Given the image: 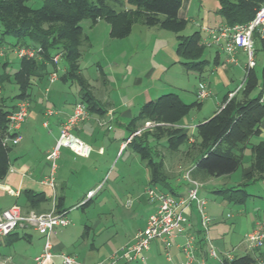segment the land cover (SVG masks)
I'll use <instances>...</instances> for the list:
<instances>
[{"label":"rangeland","instance_id":"1","mask_svg":"<svg viewBox=\"0 0 264 264\" xmlns=\"http://www.w3.org/2000/svg\"><path fill=\"white\" fill-rule=\"evenodd\" d=\"M43 1L28 0L27 3L32 8H38L43 4ZM126 7L129 6L126 5ZM217 9V0H192L191 8L188 11V23L180 34L189 35L198 30L199 26H212L219 23L220 18L217 15ZM80 24L83 32L89 37V45L87 48H82V55L79 59L80 70L89 83L91 93L100 100L102 106L109 100L117 108V112H120L124 109V102L128 101L131 96L135 97L132 100V105H134L156 98L166 92L178 94L186 103L197 100L194 91L198 84V73L186 70L178 61L179 58L177 57L178 60L175 58V33L136 22L127 37L112 39L108 36V26L104 21L94 26H89L87 20H82ZM13 42V37L1 35L0 25V47H4L6 55L0 57V74L3 70L12 73L17 69L18 58L10 49ZM254 48V70L257 75H260L264 66V51L259 49L256 42ZM210 55L211 52L207 51L206 57ZM237 59L239 66H231V69L229 67L226 69L232 75L228 89H235L241 84L244 77L245 71L242 65L245 63V55L240 54ZM4 62H7L5 67L2 66ZM63 66H65V63L60 58L56 64L59 78L63 72ZM48 67V72H50L52 66L48 65ZM99 68L104 72V83L99 75ZM221 69L223 75H225L224 68ZM206 74L207 72L204 70L202 75L206 76ZM214 76L215 74L210 77L213 82L210 95L202 100L199 109L194 108L190 111L186 117L188 124L195 125L203 118L212 116L213 112L217 110L216 102L221 101L224 91L220 88V79L217 75L216 79ZM45 78L46 81L43 82V87L45 85L49 87L53 84L47 82V76ZM217 81L219 83H216ZM58 84H62L66 90L64 94L67 98L73 100L79 97L76 84L62 83L61 81ZM261 84L262 81H259L257 88L251 95L256 96L258 94ZM141 91H144V93H141ZM16 93L17 87L14 83L4 82L2 84L0 101L6 109L17 102L12 99ZM154 125H156L155 122L149 121V124L145 126L150 129ZM117 127L113 123V129L110 131L112 136H116L117 132L114 131ZM121 132L123 135L126 134L125 131ZM122 137L124 136H120V138ZM257 140V137L253 136L250 138L249 144L255 143ZM191 143L182 146L176 152L161 146L156 148L165 160L164 169L168 173L167 175L174 178L181 176L180 183L178 182L179 185L187 182L185 174L189 169L188 166L192 163L190 161L191 157L187 154V149ZM106 146L109 145H104L106 149L104 160L106 159V162H101L102 156H97L94 153L89 159L76 157L79 166L82 168L79 167L77 173L71 177L69 182H72L75 188L68 193L69 195L65 198L63 205L64 208L68 209L67 217L70 223L65 228L59 229L55 235V237L64 238L66 241L75 240L79 238L84 224L92 226L96 223L95 221L100 220L98 221L100 222L98 225L99 230H95L97 235L94 236L95 233L88 231L89 235L86 238L88 244L95 242L98 246V252L93 255V260L114 252L121 245H124V242L129 240L136 230L143 228L140 217L145 215V207L148 203L144 190L145 184L142 181H137L138 176L141 177L144 168L139 164L137 157L131 156L134 153L132 148L128 147L123 153L121 150L116 157L108 158L109 148ZM249 159L250 147L247 145L242 154V165L232 174L230 182L240 180L241 168L248 164ZM92 164L97 168L96 174L91 171ZM92 178H97L99 185H103V188L96 193L84 209H81L76 205L85 198V193L91 185ZM175 185V181H172L171 186L175 187ZM148 187L155 188L151 185L146 188ZM221 187L222 181L216 178L199 189V195L206 197L209 201L208 205L205 206L206 212L209 214L210 207H213L212 214L217 218L215 224L217 232L210 230V227L207 232L208 238L205 240L207 253L210 245L218 255L227 252L232 257L243 254L254 256L255 253L259 252V249L264 251V246L259 249H250L245 242V235L253 227L257 224L264 225V183L254 182L247 186L246 191L252 193L253 197L247 198L243 204L227 203L222 205L220 195L211 192L214 188ZM156 188L160 191L169 192L168 188L164 186H157ZM176 188L181 190L180 186ZM18 246L25 250L27 255L32 253V247L25 241H20ZM149 248V251L145 252L146 260L143 264H174L176 262L172 248L168 250V257L165 255L166 250L159 242H151ZM78 255L79 258H82L81 252ZM255 260L256 264L263 263L261 259L255 258ZM56 262L58 263V260Z\"/></svg>","mask_w":264,"mask_h":264},{"label":"trees","instance_id":"2","mask_svg":"<svg viewBox=\"0 0 264 264\" xmlns=\"http://www.w3.org/2000/svg\"><path fill=\"white\" fill-rule=\"evenodd\" d=\"M27 1L0 0L1 35L13 37L14 42L11 45L30 44L42 48L41 59H19L15 71L10 73L3 70L0 74V88L4 82L14 83L17 87V93L12 97L15 102L28 99L31 81L34 78H45L52 56L61 52L65 66L60 79L76 84L80 100L88 108L99 110L89 83L79 66L82 48L89 45V38L80 24L82 20H87L89 26L95 25L98 20L108 23L109 36L118 39L127 37L136 22L173 32L176 34L175 53L184 68L199 73L204 70L206 49L200 44V32L196 30L189 35L180 34L187 24V20L178 16L181 0H44L38 8L30 7ZM217 2V15L221 23L233 25L249 22L264 0ZM256 43L264 51V41L256 40ZM5 65L7 62L2 64L3 67ZM99 75L104 83L105 75L101 68ZM259 81L264 82V66L260 75H257L254 68L247 70L243 87L230 99L226 94L222 108L196 126L195 140L187 149V154L193 162L188 169L193 179L205 181L226 176L239 167L246 142L260 131L259 126L264 121V104L258 100L259 92L256 96L251 95ZM199 105L198 100L186 103L175 93L161 94L142 104L138 113L127 123L126 127L130 133H134L146 121L156 123L150 129H143L138 136L133 135L126 144L138 155L147 169L151 186H168L164 162L158 156L155 144L160 138H164V146L172 152L186 145L191 136L184 127L178 126V123L192 108ZM10 106L6 109L0 101V181L8 172L9 152L13 146L4 141L7 135V114L14 109L15 103ZM150 139H154L156 143H151ZM250 151V169L243 175L244 182L234 188L219 191L227 199L233 200L232 202H244L248 196L244 186L252 179L264 178V139L251 145ZM169 192L173 194L172 190ZM26 199L32 209L44 196L41 193H27ZM62 199L63 197L55 198L57 212L68 211L63 208ZM89 203L90 200H86L79 206L82 208ZM20 232L21 236L14 231L3 237L0 242L11 235L26 236L25 230ZM84 234L85 229L82 238ZM216 264H256V260L250 254H243L230 260L223 258L222 263Z\"/></svg>","mask_w":264,"mask_h":264},{"label":"crops","instance_id":"3","mask_svg":"<svg viewBox=\"0 0 264 264\" xmlns=\"http://www.w3.org/2000/svg\"><path fill=\"white\" fill-rule=\"evenodd\" d=\"M191 4H192V0H181V5L178 10V16L180 18L187 20V23L189 20L188 11L191 8ZM101 21L102 20H98L96 24H99ZM219 23H221V21ZM106 24L108 26L107 31H108V36H109L110 27L108 23ZM159 30H163V29H159ZM198 31L200 32V36L202 37L204 34L201 31L200 26H199ZM112 39H118V38H112ZM175 41H176V34H175ZM205 49L206 50L204 52V59L206 60V64H205L204 70H206L207 74L206 76L202 75L204 70L202 71V73H199L196 71L198 73V82H197L198 84L195 88L194 94H196V90L198 89L200 82L206 83L210 91H212L211 87H212L213 82L210 80V77H212L213 74H215L214 78L216 79V75H217V77L220 79V82H221L219 84L220 88L224 91V94L221 98V101L216 102V105L218 107H217V110L213 112L212 116H214V114L218 112L220 108H222L225 95L227 94L228 96V93L233 92L239 86L238 85L235 89H228L230 81L232 80V77H231L232 75L226 69L228 67L229 69H231L230 68L231 66H239V64L238 63L237 64L226 63L224 61L225 59L224 54L220 50H217L216 48H206L205 47ZM207 51L211 52V55L209 57H206ZM240 54H244V53L238 52L236 56ZM174 56L175 58L178 57L176 53H174ZM178 61L180 62V59ZM242 66L245 71L244 77L242 80L243 82L244 79L246 78L247 70L245 68V63H243ZM221 68H224L225 75H223ZM63 70H64V66H63L62 71ZM192 71H195V70H192ZM45 79L44 78L43 79L34 78L31 81V87L29 89V97H28L29 112L21 128L22 139L18 144L13 145L11 147V150L9 152V169L5 177L0 181V210L12 204H17L20 206L21 210L24 213H27L28 210L31 209L26 199L27 193L28 194L29 193H32V194L41 193L44 196V199H42L36 205L35 208H32L29 211L41 213V212H46L50 210L52 207V202H53V198H52L53 194L55 195L54 198L63 197V199L61 200V203L63 206L65 202V198L67 197V195H69L68 193L71 192L75 188L72 182H69V181H71V177H73V175L77 173L78 168L79 167L82 168L81 166H79L76 160V157H79V156L75 155L73 152H71L67 148H61L59 151L58 158L56 160V167H55V171L53 175L54 181H55L54 189H51L47 184L44 183V179L49 175V172H50V164L46 160L45 156L52 149L59 135V129H60L61 123L72 112L74 105L76 103L82 102L79 97L76 99L74 98L73 100L67 98V96L64 94L66 93V90L63 88L62 84H58L59 81H61L62 83L64 82L60 78L57 81H55L52 85H50L49 87H47L46 85L43 87V82L46 81ZM216 83H219V82L217 81ZM142 92L144 93V91H141V93ZM77 93H78V90H77ZM166 93H170V92H166ZM166 93H162V94H166ZM134 98L135 97L131 96V98L128 101L124 102V105H123L124 109H122L120 112H117L118 111L117 108L109 100L105 102L104 106H102V103L100 102V100H98L95 97L99 110L97 108L96 109L88 108L85 105V103L82 102L85 106L87 116L80 119L76 123V125L73 127L72 130L78 137H80L82 140L92 145L94 149L97 150L100 147L103 148L102 153H99L97 151H94L91 153V155L94 153L97 156H102L101 162H106V159L104 160V155L106 153V149L104 145L106 144L109 145L108 147L106 146L107 148H109V154L107 155V157L114 158L120 153L121 150H122L121 152L123 153L129 147L128 145H126L127 142H129L130 140L129 137L133 135L138 136L143 129L148 128L147 126H145V124L146 122H149V121H146L144 122L143 125H140L134 133H130L126 127L129 120L138 113L142 104H144L145 102L149 100L155 99V98H152L141 104L135 103L134 105H132L133 104L132 100H134ZM198 101L200 102V105L198 107H194L196 109H199L201 106L202 100H198ZM48 109H52L53 113L50 115L47 114L46 111ZM187 115H185L179 121L178 125H180L181 127H184L185 131L188 134H190L191 137L189 138V141L187 143L189 144L195 140L194 136L196 134V126L208 120L212 116H210L209 118H203L201 121H199L197 124L194 125V124L187 123V120H186ZM113 123L115 126H118L117 129L114 131V132H117L116 136H112V133H110V131L113 129ZM259 127H260V131L253 135L254 137H257L258 140L255 143L249 144L250 138L253 137L251 136L249 140L246 142L242 150V154H243L244 149L247 147V145H249L250 147L251 145L256 144L259 141L264 139V121L260 124ZM121 131H125L126 134L123 135ZM120 136H124V137L120 138ZM150 141L153 144L156 143L154 139H150ZM155 145H156V148L157 146L166 148L164 146L165 139L160 138L159 142L156 143ZM157 154L159 157L162 158L163 162L165 163V160L163 159V156L161 155V153L157 152ZM91 155L88 157H79V158L89 159ZM131 156L137 157L139 164L144 168L142 169L143 172L141 173L142 174L141 177L138 176L137 181H142L145 184V188L147 186H150L148 171L145 168L144 164L140 161L137 154L132 153ZM132 161L134 162L133 158H132ZM250 161H251V151H250V159L248 161V164L241 168L240 180H238L237 182H230V180H231L232 174L242 165V155H241V163L234 172L226 176L214 177V178L206 179L205 181H199V183L201 184L200 188H202L204 184L210 183L216 178H218V180L222 181V187L214 188L211 192L215 193L216 195H220L221 200H222V205L227 204V203L243 204L245 200H247V198L253 197L252 193H249L248 191H246V187L254 182L264 183V178L252 179L247 183V185L244 186V191L248 194V196L244 199V202H232L233 200L227 199L226 196H224L219 191L223 189L234 188L240 183H243L244 182L243 175L250 169ZM94 164H92L90 168H91V171L96 174L97 168L93 166ZM171 165H174V164H171ZM192 165H193V162L191 163L190 166H188V168L191 167ZM131 175H133V173H131ZM180 177L174 178V177L168 176V179L166 182L168 184L167 188H168V191L172 190L174 195H183L188 187V182L183 183L182 185H179ZM91 180H92L91 185L87 189V191L95 190L99 186L97 178H94V179L92 178ZM172 181H175L176 183L175 187L171 186ZM95 182L97 183L93 188V185L95 184ZM5 186H9L10 188L18 191V195L16 196L9 195L4 190ZM178 186L181 187V190H177L176 187ZM156 187L157 186H155V188ZM102 188H103V185H101V188L97 192H100ZM96 193L92 197L88 198L87 200H90L91 202L92 198L96 195ZM201 197L206 200V206H207L209 202L208 199L204 196H201ZM146 204L147 205L145 207V215L140 217L143 222V226L145 224L146 217L154 210L153 204L149 202ZM85 207H82L81 209H84ZM212 212H213V207H210L209 215L213 218V222L210 225V230H214L215 232H217L216 231L217 228L215 226L217 218L215 215L212 214ZM191 219H192V224H193L191 232H193L194 234L193 244H194V251H195L197 260L204 261L203 264H216V262L208 256V253L205 250V241L201 233L198 231L199 227L197 223V217L194 211H191ZM98 221H95L96 223L92 226L84 224L83 230L79 234V238L75 240L71 239L70 241L69 240L66 241L64 238L59 239L58 236L53 237L52 239L53 251L55 253L64 252L66 254L74 255L80 261H83L85 263H90V262H95V261L105 259L112 252L107 253L106 255H103L102 257L96 260H93L92 258L93 255L98 252V246H96L95 242L94 243L92 242L89 244L86 242V238H88L90 231L94 234L96 232L95 231L96 229L99 230L98 225L100 224V222ZM84 229H85V234L83 235L84 237L82 238ZM139 230L140 229L136 230L134 234L132 235V237L129 238V240H127L124 243L126 244V243L131 242L135 234ZM15 232L17 233L18 236H21L20 235L21 232L19 231V229H17ZM25 233H26L25 237H18L16 235H11L7 237L5 240L0 242V262L4 264H34V257H36L42 250L43 240H42V237L33 229L25 230ZM96 235L97 234L95 233L94 236ZM183 240L184 239L182 236L174 238L172 242V246L170 247L172 248V253H173L174 258L176 259V262L174 264H180L184 260V255L180 249V245L182 244ZM20 241L21 242L25 241L29 246L32 247L31 254L27 255L25 250H23L21 247L18 246ZM149 249L150 248H148L147 251H149ZM258 251L259 252L255 253L253 257L256 259H261V261L264 263V251H261V249H259ZM80 252H81L82 258L78 257L79 256L78 254H80ZM165 255L166 257L169 256L168 253H165ZM56 260H58V263L56 262ZM168 260L170 259L168 258ZM54 262L55 264H61L60 259L58 257L54 258ZM144 262H132V263L120 262L119 264H143Z\"/></svg>","mask_w":264,"mask_h":264},{"label":"built area","instance_id":"4","mask_svg":"<svg viewBox=\"0 0 264 264\" xmlns=\"http://www.w3.org/2000/svg\"><path fill=\"white\" fill-rule=\"evenodd\" d=\"M203 36L200 44L206 48H216L224 54L226 63L237 64L236 54L243 52L245 54L246 70L255 67V42L264 41V3H262L254 13L252 19L245 24L227 25L219 23L217 25L200 26ZM12 53L19 59H41L42 48L39 45H10ZM4 47H0V57H5ZM62 58V53L58 52L51 58L50 72L47 74L49 84L58 80V67L56 64ZM244 81L233 91L228 93L230 99L240 88ZM211 91L206 83L200 82L196 90L197 100H203L210 95ZM259 102L264 104V82L259 87ZM29 112V101L20 99L15 103V107L7 114V127L5 142L9 145H16L22 139L21 128ZM52 114V109L46 111ZM87 116L85 106L82 102L76 103L72 112L64 119L59 129V135L45 158L50 164L49 175L44 179V183L51 189H54V171L56 160L61 148H67L79 157H88L92 152H103L100 147L97 150L92 145L82 140L73 132L76 123ZM146 122L145 125H148ZM132 137V136H131ZM129 137V139L131 138ZM128 139V140H129ZM188 187L183 195H174L170 192L157 190L154 187L145 189V194L149 203L154 205V210L146 217L142 229L137 231L133 240L121 245L105 259L85 263L76 256L64 252L55 253L53 251L52 239L59 229L69 225L70 220L67 212H57L55 210V195H52L53 202L50 210L36 213L29 211L24 213L20 206L12 204L0 210V240L10 233L19 229V231L31 228L35 230L43 240L41 252L34 257V264H55L54 258L58 257L61 264H119L120 262H144L146 260L145 252L153 241L163 245L166 253L172 246L174 238L182 236L183 242L180 249L184 255V260L180 264H203L204 261H198L194 251V234L191 232L193 227L191 211H194L197 217L198 231L201 233L204 241L207 240V232L213 222V218L206 212V200L199 195L201 184L189 176V170L185 174ZM89 190L85 198L92 197L99 189ZM4 190L12 196L18 195V191L5 186ZM87 199L81 201L79 206ZM245 242L250 249H259L264 246V225L257 224L246 235ZM208 256L215 262L222 263L223 258L232 259L229 253H218L210 245ZM0 264H4L0 262Z\"/></svg>","mask_w":264,"mask_h":264}]
</instances>
